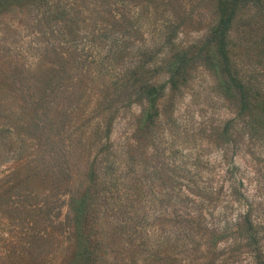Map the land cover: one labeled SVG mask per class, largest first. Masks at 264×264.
<instances>
[{
    "label": "rangeland",
    "instance_id": "obj_1",
    "mask_svg": "<svg viewBox=\"0 0 264 264\" xmlns=\"http://www.w3.org/2000/svg\"><path fill=\"white\" fill-rule=\"evenodd\" d=\"M113 1L135 33L127 22L126 32L101 28L93 40L84 28L64 39L53 22L55 38L47 37L82 48L79 57L90 66L87 88L74 99L71 131L80 143L72 161L75 152L82 161L70 193L61 196L63 229L57 195L48 200L50 219L38 225L46 189L56 185L49 170V186L42 181L43 135L24 132L25 105L0 108V264H261L253 251L264 254V0ZM225 12L227 56L250 95L244 112L242 97L225 93L210 55ZM31 26L20 38L25 67L45 43ZM183 53L186 63L176 72L172 63ZM31 77L26 85L36 82ZM137 82L154 88L155 97ZM110 99L120 104L105 112ZM153 100L156 114L146 122ZM52 136L57 140L56 129ZM247 213L260 234L253 247L238 230ZM37 234L47 249H34ZM21 235L28 245L14 253L7 241Z\"/></svg>",
    "mask_w": 264,
    "mask_h": 264
},
{
    "label": "trees",
    "instance_id": "obj_2",
    "mask_svg": "<svg viewBox=\"0 0 264 264\" xmlns=\"http://www.w3.org/2000/svg\"><path fill=\"white\" fill-rule=\"evenodd\" d=\"M51 1L0 0V34L5 36V39L0 42V108L4 105V109L7 111L13 105H25V109L28 111L26 115L28 122H25L24 132L33 136L34 132L40 131L43 135V138L38 139L39 143H42L40 150L43 151L42 161L45 174L42 176V181L44 185L49 186V170L52 173L51 176L55 175L56 185L54 189H46L48 192L45 195V205L38 210L39 214H43L44 220H40L41 222L38 225H44L46 223L45 219H50L51 209L48 206V200L52 195H57V225L60 226V229H63L65 226L64 219L60 218L64 203L61 202V196L70 193L74 173L80 167L79 163L81 164L80 161H82V154L78 152H75V160L72 161L74 150L78 151L80 143V138L75 137L74 131H71L73 121H76L74 99L80 89L84 92V88H87V82L90 81L88 77L90 66L89 64L86 65V62L79 57V53L83 51L82 48L77 47L72 50L73 48L66 41H51L47 37L55 38L56 30L53 29V22H57V28L62 29L57 31V34H62L64 39L69 35L67 33H72L70 30L83 32L84 28L87 29L85 33L88 36L87 38L90 37L93 40L97 36L96 32L101 28L105 31L124 30L126 32L127 22L129 23L127 28H132L134 33L137 29L133 27L131 21L125 15L118 13L113 0H73L67 2L68 5L64 4L65 0H57V6L51 4ZM22 11H26L25 15L21 14ZM7 19H19L21 24L8 23ZM230 21L231 14L225 12L219 22L220 25L216 29L220 42H217L214 48L210 50V55L213 58L215 70L219 75L225 93L228 96L236 97L237 92L242 97V111L244 112L251 107L249 91L240 81L236 72L232 71L226 52V42L223 37V32ZM30 23L34 25L33 30L35 33L42 34L45 43L33 49L36 57L30 66L25 67L21 61H23L26 55L25 52L28 49L24 50L20 38L24 30H27L28 27L32 29ZM8 37H11V42H9ZM93 40L90 41L91 45L94 44ZM187 55L183 53L177 56L175 63H172L175 64L176 72H180V66L186 63ZM32 73H34V77H31V79H35L36 82L26 85L27 75H32ZM134 86L140 90L148 89L149 94L155 97L154 88L140 86L139 82L135 83ZM6 87L13 88L11 93L7 94ZM116 91L118 92V88H116ZM13 94H16L17 98ZM9 101H12V104H6ZM118 104H120V100H108L106 104L108 108H105V112L115 111ZM9 105L10 107H8ZM149 110L151 111H148L147 116H145L146 122H150L156 114L154 100L151 102ZM92 120L94 119L92 118ZM4 122V126L10 128L11 122L8 116L7 120L4 117ZM54 129H56L57 140H54L52 136ZM53 153H55L54 156ZM32 177V175H29L24 180V184L29 185ZM13 189V187L10 188V191ZM31 193L32 191H30L29 196ZM4 210L5 208L3 212ZM37 217L40 218V215ZM239 221L238 230L242 229L245 234L250 236L248 238L250 247L257 246L260 242V234L252 221L251 214L247 213ZM13 222L19 228H23L25 225V221L15 220ZM37 227L35 226L34 229ZM60 229L57 228V242L61 244V241L58 240V235L61 236L62 233ZM31 238L38 245L34 249L48 248L47 242L49 241L44 239L43 235L37 234ZM28 240L29 237L21 235L16 242L7 241V247L12 252L17 253L18 251L20 254L27 247ZM80 240V245L88 250L90 246L86 239L81 236ZM38 241L42 242L41 246H39ZM253 252L259 256L258 262L264 264L262 250H254ZM88 254L89 257H92L91 253L88 252Z\"/></svg>",
    "mask_w": 264,
    "mask_h": 264
}]
</instances>
